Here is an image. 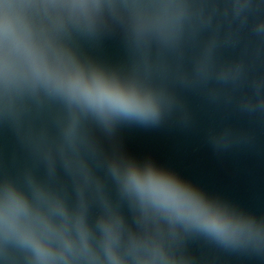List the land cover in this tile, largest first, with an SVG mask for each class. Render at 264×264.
Instances as JSON below:
<instances>
[{
    "label": "water",
    "instance_id": "1",
    "mask_svg": "<svg viewBox=\"0 0 264 264\" xmlns=\"http://www.w3.org/2000/svg\"><path fill=\"white\" fill-rule=\"evenodd\" d=\"M0 0L22 31L264 56V0ZM95 5V6H93Z\"/></svg>",
    "mask_w": 264,
    "mask_h": 264
},
{
    "label": "clouds",
    "instance_id": "2",
    "mask_svg": "<svg viewBox=\"0 0 264 264\" xmlns=\"http://www.w3.org/2000/svg\"><path fill=\"white\" fill-rule=\"evenodd\" d=\"M78 6L89 7L85 0H81ZM10 7L9 4H4L3 11L0 12V39L10 40L18 49L23 50L30 61L34 76L43 79L46 83H54L57 87H66L73 97L83 99L105 114L112 111L143 110V106L135 95L125 92L118 86L110 85L100 78L88 81L80 75H75L64 82L28 44L20 28L18 17L10 12ZM128 183L142 197L162 207L177 219L202 224L225 236L235 234L238 230H243L246 227L241 224H231L219 215L210 212L195 196L179 185L151 172L141 176L135 170H131ZM25 211L23 201L15 196H10L6 201L3 213L0 214L6 229L17 230L19 228L18 219ZM21 235L36 245L37 251L42 257L47 256V249L40 245L30 232L25 230Z\"/></svg>",
    "mask_w": 264,
    "mask_h": 264
}]
</instances>
